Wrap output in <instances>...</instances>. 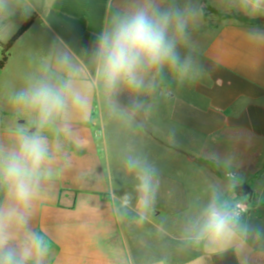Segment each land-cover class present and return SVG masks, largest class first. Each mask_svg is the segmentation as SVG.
<instances>
[{
  "label": "crops",
  "instance_id": "1",
  "mask_svg": "<svg viewBox=\"0 0 264 264\" xmlns=\"http://www.w3.org/2000/svg\"><path fill=\"white\" fill-rule=\"evenodd\" d=\"M182 3L183 0H180ZM126 0H89L99 13H61L66 27L47 25L39 12L37 45L43 58L53 53L55 37L67 42L86 65L94 36L106 22L108 9ZM203 14L190 30L193 56L207 72L203 78L178 81L164 71L156 86L137 96L122 92L119 106L129 118L109 115L94 92L91 117H73L74 142L66 144L70 165L58 170L48 196L38 207L37 224L51 238L50 264H246L229 250L213 254L183 246L178 237L186 216L207 203L213 190L227 201L247 203L250 222L264 228V43L249 33L264 27L218 9V0H195ZM25 33V34H26ZM22 38V37H21ZM186 55L188 48H181ZM87 68L77 78L87 83ZM139 103L142 108L135 111ZM22 117L0 112V140L10 139ZM175 152V174L165 169L164 143ZM139 157L153 166L159 181L155 213L142 227L131 210L118 217L124 194L135 198L134 178L124 160ZM203 172V182L188 184L185 174ZM252 189L237 196L231 178ZM197 186H204L199 194ZM248 255L264 264V241Z\"/></svg>",
  "mask_w": 264,
  "mask_h": 264
},
{
  "label": "clouds",
  "instance_id": "2",
  "mask_svg": "<svg viewBox=\"0 0 264 264\" xmlns=\"http://www.w3.org/2000/svg\"><path fill=\"white\" fill-rule=\"evenodd\" d=\"M218 9L250 21L264 18V0H218ZM39 12L47 25V0H0V43H7L17 28V18ZM203 14L195 0H126L108 9L92 41L85 65L60 37L52 55L26 74L10 97L15 116L22 117L10 139L0 140V264H50L51 238L37 224L38 207L49 194L58 170L70 165L66 144L77 131L73 117H91L90 93L94 92L109 115L129 118L118 103L122 92L137 96L156 86L167 69L178 81L203 78L206 70L193 56L190 30ZM264 43V27L249 33ZM188 48L181 55V48ZM87 68V83L79 77ZM142 105L137 103L135 111ZM134 178L135 198L124 194L115 209L118 217L131 210L139 228L155 213L159 181L146 161L129 155L123 163ZM232 187L240 183L231 178ZM238 201H227L213 190L206 204L188 214L179 241L183 246L219 254L229 250L246 264H260L248 255L264 241V228L250 222L249 212ZM124 264H132L130 259Z\"/></svg>",
  "mask_w": 264,
  "mask_h": 264
},
{
  "label": "rangeland",
  "instance_id": "3",
  "mask_svg": "<svg viewBox=\"0 0 264 264\" xmlns=\"http://www.w3.org/2000/svg\"><path fill=\"white\" fill-rule=\"evenodd\" d=\"M47 2L50 6L49 18L58 27H66L69 24V21L61 13H72L73 16L79 17L86 12H95L98 15L100 10L97 6L95 8L89 7V0H47ZM27 19L17 18L15 32ZM38 29L39 24L35 25L32 31L24 34L14 44L8 52L7 64L3 69H0V112L13 110L10 100L11 94L20 87L26 74L35 71L43 59L42 46L37 45ZM5 44L0 43V60L3 57ZM177 151L183 152L184 150L172 148L169 143H164L162 149L164 167L173 174H175V152ZM203 176V172L196 174L187 173L185 174V179L188 184H199L203 182ZM197 187L194 192L196 191L199 194L203 191L204 186Z\"/></svg>",
  "mask_w": 264,
  "mask_h": 264
},
{
  "label": "trees",
  "instance_id": "4",
  "mask_svg": "<svg viewBox=\"0 0 264 264\" xmlns=\"http://www.w3.org/2000/svg\"><path fill=\"white\" fill-rule=\"evenodd\" d=\"M36 16L33 15L28 18L15 32V34L8 40L4 45V53L2 60H0V69H3L7 64L9 57V50L14 46V44L31 28L34 24ZM235 194L237 196H249L252 194V189L248 185H240L235 188Z\"/></svg>",
  "mask_w": 264,
  "mask_h": 264
},
{
  "label": "built area",
  "instance_id": "5",
  "mask_svg": "<svg viewBox=\"0 0 264 264\" xmlns=\"http://www.w3.org/2000/svg\"><path fill=\"white\" fill-rule=\"evenodd\" d=\"M239 206L241 207V209H243L245 211H248V205H247V203L239 204Z\"/></svg>",
  "mask_w": 264,
  "mask_h": 264
}]
</instances>
